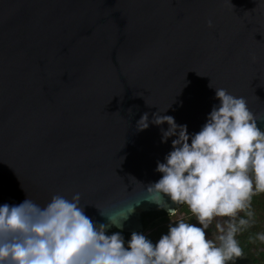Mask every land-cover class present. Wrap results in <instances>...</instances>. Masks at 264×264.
Returning a JSON list of instances; mask_svg holds the SVG:
<instances>
[{
  "label": "water",
  "instance_id": "obj_1",
  "mask_svg": "<svg viewBox=\"0 0 264 264\" xmlns=\"http://www.w3.org/2000/svg\"><path fill=\"white\" fill-rule=\"evenodd\" d=\"M215 87L264 117V0H0V205L79 193L107 223L96 206L129 200L108 234L141 233L168 214L139 196L176 138L153 114L195 134Z\"/></svg>",
  "mask_w": 264,
  "mask_h": 264
},
{
  "label": "clouds",
  "instance_id": "obj_2",
  "mask_svg": "<svg viewBox=\"0 0 264 264\" xmlns=\"http://www.w3.org/2000/svg\"><path fill=\"white\" fill-rule=\"evenodd\" d=\"M215 89L220 103L195 134L173 116L161 115L167 109L153 114L152 124L169 125L161 129L162 139L176 138L166 162L157 164L161 178L147 187L146 197L139 196L166 208L170 218L177 212L165 196L186 204L199 226L171 219L156 243L137 232L125 241L121 232L109 235L108 229L123 228L128 217L122 208H131L129 200L96 206L107 219L99 223L85 214L79 193L70 199L56 194L43 205L28 197L18 205H0V264H235L243 258L237 237L253 226V199L264 194V130L257 124L264 117L254 114L244 97ZM137 127H149L148 113ZM214 221L212 239L208 230ZM252 239L264 243V232Z\"/></svg>",
  "mask_w": 264,
  "mask_h": 264
},
{
  "label": "trees",
  "instance_id": "obj_3",
  "mask_svg": "<svg viewBox=\"0 0 264 264\" xmlns=\"http://www.w3.org/2000/svg\"><path fill=\"white\" fill-rule=\"evenodd\" d=\"M252 206L255 212L254 224L237 237L244 249V257L235 261V264H264V243L252 239L257 233L264 232V194L254 197ZM176 212L177 215L171 218L169 214L153 218L141 233L152 240L153 243H156L163 234H167L168 226L172 223V220L183 219L185 222L194 224L197 222L186 204L181 205L176 209ZM215 222L208 230L209 237L216 232ZM127 240L129 239H125V241Z\"/></svg>",
  "mask_w": 264,
  "mask_h": 264
},
{
  "label": "rangeland",
  "instance_id": "obj_4",
  "mask_svg": "<svg viewBox=\"0 0 264 264\" xmlns=\"http://www.w3.org/2000/svg\"><path fill=\"white\" fill-rule=\"evenodd\" d=\"M219 219H221V218H219ZM219 219H218V220H219ZM197 222H198V221H197ZM197 222H196L195 224H197ZM215 235H216V232H215L211 237H209V238L214 239Z\"/></svg>",
  "mask_w": 264,
  "mask_h": 264
}]
</instances>
